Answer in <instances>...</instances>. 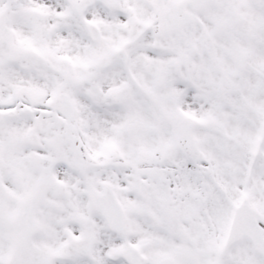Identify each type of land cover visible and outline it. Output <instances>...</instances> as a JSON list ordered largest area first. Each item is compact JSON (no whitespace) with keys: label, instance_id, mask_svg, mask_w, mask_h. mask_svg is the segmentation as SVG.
I'll return each mask as SVG.
<instances>
[{"label":"snow or ice","instance_id":"1","mask_svg":"<svg viewBox=\"0 0 264 264\" xmlns=\"http://www.w3.org/2000/svg\"><path fill=\"white\" fill-rule=\"evenodd\" d=\"M0 264H264V0H0Z\"/></svg>","mask_w":264,"mask_h":264}]
</instances>
